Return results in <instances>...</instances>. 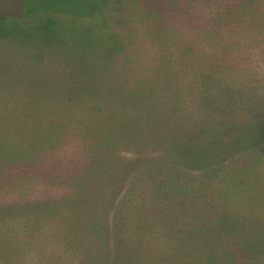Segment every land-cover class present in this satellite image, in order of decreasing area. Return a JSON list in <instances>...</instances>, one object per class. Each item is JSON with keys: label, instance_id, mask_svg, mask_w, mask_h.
Returning <instances> with one entry per match:
<instances>
[{"label": "trees", "instance_id": "trees-1", "mask_svg": "<svg viewBox=\"0 0 264 264\" xmlns=\"http://www.w3.org/2000/svg\"><path fill=\"white\" fill-rule=\"evenodd\" d=\"M48 3V8H38L41 3L32 0L22 12L0 8V50L3 44H12L20 51V73H12L8 82L4 81L6 75L0 74V89H12L8 105L3 103L8 93L0 92L3 96L0 119L6 128L18 133L14 147L22 153L20 164L31 168L38 163L44 169L41 182L32 180L31 188L25 186L24 191L0 197V208L6 209L0 214L3 217L0 241L5 246L0 252V264H40L33 260L49 249L48 234L53 228H37L32 234L19 225L28 223L26 217L29 216L39 220L48 213L60 215L57 210L40 206L39 202L29 204L30 212L25 214L19 206L21 203L14 201L23 197L32 202L51 199L49 183L60 181L57 186L66 179L73 182L69 185L71 191H77L81 176V181L85 182L86 176L92 173L103 176L113 168H117V174L112 178L111 188L102 196L111 201L112 208L107 206L104 212L101 206V212L109 213L104 226L107 231L100 235L104 245L101 251H106L107 255L99 252L92 264L98 257L104 264H264V250L244 245L247 243L243 241L245 234L239 228H226L230 217H233L232 223L239 225L240 217L232 205L238 203L234 199L236 192H242V173L253 171L252 168L257 170L264 161V109L260 110L256 121H248L255 130L254 136L243 138L236 133L229 137L222 132H211L212 123L205 119L209 116L200 114L201 109H198L206 104L203 103L206 97L200 95L201 102L197 104L195 91L186 89L187 76H182L181 83L176 77L168 79L164 88L153 87L159 84L152 81L145 84L141 81L144 86L133 89L122 86L124 89H115V103L98 104L96 98L103 94L97 95V91L101 90L88 88L97 73L96 58L82 60L85 64L81 67L67 64L68 44H72L73 51L78 47L72 32L69 36V26L74 25L75 31L76 25L86 18L104 25L113 21L116 2L49 0ZM87 7L90 9L84 18L86 12L82 10ZM101 9L102 22L97 15ZM81 36L86 38L88 34L84 31ZM79 48L90 50L95 46L88 40ZM136 48L140 57L135 58V63L141 66L145 61V66L152 68L158 60L152 52L157 49L153 50L143 40ZM105 60L108 59L97 60L102 72L107 66ZM125 60L131 64L130 59ZM160 60L167 61V58ZM70 66L77 69L73 68L75 74L66 69ZM61 72L67 75L65 84L74 79L83 87L73 92L84 99L83 103L46 101L63 93L54 86L62 82L58 75ZM36 74L40 79L35 81ZM148 74H152L149 69ZM94 90H97L96 97L91 101ZM16 91L20 92V104H17ZM173 115L180 119L182 131L164 134L153 128L151 122L155 117ZM13 116H18L19 121H10ZM135 120L126 131L119 132L118 128L122 130ZM67 134L77 139H62ZM70 147L79 150V159H85V176L78 171L67 175V169L58 167L52 172L56 178H48L49 173L45 172L48 162L52 158L59 159L64 148ZM10 150L13 152L12 148ZM248 159L251 163H247ZM62 172L64 178H60ZM93 181L96 180L90 179L88 185ZM43 183H47L48 188L36 191V185ZM38 194H42V198L34 197ZM11 200L12 205L6 203ZM88 236L84 246L92 248L90 232ZM59 241L57 238L56 246ZM89 254V258L85 254L87 261L93 258V253L89 251Z\"/></svg>", "mask_w": 264, "mask_h": 264}, {"label": "rangeland", "instance_id": "rangeland-1", "mask_svg": "<svg viewBox=\"0 0 264 264\" xmlns=\"http://www.w3.org/2000/svg\"><path fill=\"white\" fill-rule=\"evenodd\" d=\"M31 1L0 0V8L22 12ZM38 1L41 3L38 8H48L50 5L49 0ZM114 1L116 2L114 22L107 21L105 25L92 22L91 18H86L90 9L87 7L82 10L86 12L84 16L86 19L76 25L75 31L74 25L69 26L71 27L69 36L72 32L73 39L76 41L75 45L78 47L73 51L71 50L72 44H68L67 64L73 63L76 67H81L85 64L82 60L96 58V64H94L97 73L88 88L101 91L94 90L95 94L90 98L91 101L95 99L97 91V95L103 94V97L96 98L98 104L112 105L117 100L115 89H124L122 86L133 89L143 87L141 81L144 84L145 81H152L159 84L153 87L164 88L168 84V79L176 77L181 83L182 76H187V81L184 82L187 83L186 89L195 91L194 100H198L197 104L201 102L200 95L206 97L203 102L206 104L198 109H201L200 114L206 113L209 116L205 119H209L212 123L209 126L211 132H222L229 137H234L236 133H240L243 138L254 136L255 130L250 127L251 123L248 121H256L260 110L264 109V0H149L146 3H142L141 0ZM46 2L47 4L43 5ZM120 2L127 6H121ZM100 11L101 13L97 14L98 21L102 22L103 18L100 19L102 9ZM84 31L88 34L86 38L81 36ZM88 40L93 42L95 48L90 50L79 48L81 45L85 46ZM142 40L152 49H157L152 52V55L158 58L152 68L149 65H146L148 66L146 68L145 61L143 63L139 61L142 63L141 66L135 63V58L140 57L136 46ZM3 46L4 48L0 50V74H5L4 81L8 82L12 73L16 75L20 73V51L13 48L12 44L7 46L3 44ZM100 57L108 59L104 61L107 66L103 72L99 70L100 65L97 61ZM124 58L130 59L131 64ZM160 58H167V61L160 60ZM73 68L70 66L66 69L75 74L74 69L76 68ZM148 69L152 72L150 76ZM58 75L61 76L62 82L54 84L55 90H62L63 93L57 98L46 101L54 100L57 103L68 104L70 102L83 103L84 99L73 93L74 90L83 89V87L74 79H70L65 84L67 75L64 72ZM39 79L40 75L36 74L34 80ZM35 84L38 86L37 82ZM174 87L181 89L179 86ZM2 91L5 95L8 93L3 99V103L8 105L7 100L12 95V89L8 90L5 87L0 89V92ZM15 93L19 98L17 104H20V92ZM2 97L0 96V99ZM143 101L144 98L140 100L141 103ZM205 105L209 109L205 110ZM83 117L86 119L85 116ZM9 119L14 123L19 121L18 116ZM136 121L126 124L122 130L118 128L119 132L123 133ZM151 124L155 130L164 134L182 131L180 119L175 115L155 117ZM17 136L15 129L6 128L3 120L0 119L1 198L20 190L24 191L25 186L31 188L29 184L32 180L41 182L43 179L44 169L38 163H34L31 168L20 164L22 153L14 147L18 142ZM65 138L76 137L67 134L62 136V139ZM79 154L76 148H64L59 159L52 158L53 161L51 160L46 165L45 172L49 173L48 178H56L52 172L58 167L67 169V175H74L76 171L83 173V168H86L85 159L83 157L79 159ZM248 157L251 158V156ZM248 160L247 163H251V159ZM259 165L258 168L256 167L257 170L252 168L253 171L247 170L242 173V192H236L234 199L238 203L232 205L240 217L237 219L239 225L237 227L235 223H232L233 217H230L226 220L228 222L226 228H239L245 234L243 241L247 243L244 245L264 250V190L262 189L264 188V161ZM116 170L117 168H113L103 176L92 173L85 177V182L81 181V176L78 192L71 191L69 185L73 182L66 179L57 186L55 184L60 181L50 182L51 188H48L47 183L36 185V191H43L46 186L53 196L51 199L32 202L23 197V200L14 201L17 204L21 203L19 206L21 210L26 211L25 214L30 212L29 204L34 202H39L37 204L42 207L57 210L60 214L58 216L48 213L39 220L34 216H29L26 217L28 223L19 225V227L25 226V230L32 234L37 228H53L48 234L51 242L49 249L38 259L33 260L34 262L92 264L99 252L107 255L106 251H101L104 245L100 235L107 231L104 227L109 214L104 213L106 207L112 208V206L111 201H107L102 196L106 195L105 190L108 192L111 188ZM64 177L65 173L62 172L60 178ZM232 178L236 180L235 177L232 176ZM90 179L96 181L88 185ZM41 195L34 197L42 198ZM6 203L12 205V200ZM101 206L104 207V212H101ZM5 210L1 207L0 214ZM2 218L0 215V222ZM95 218L98 220L93 221ZM89 232L94 243L92 248L84 246L89 240ZM57 238L60 239L58 246L55 245ZM4 250L5 246L0 241V252ZM89 251L93 253V258L87 261L85 254L89 258L91 256ZM4 260L7 262L6 259ZM94 264H104V260L98 257Z\"/></svg>", "mask_w": 264, "mask_h": 264}]
</instances>
